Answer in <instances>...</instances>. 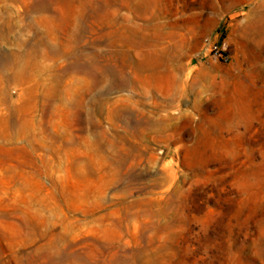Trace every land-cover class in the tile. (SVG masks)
Returning <instances> with one entry per match:
<instances>
[{
  "label": "rangeland",
  "instance_id": "1",
  "mask_svg": "<svg viewBox=\"0 0 264 264\" xmlns=\"http://www.w3.org/2000/svg\"><path fill=\"white\" fill-rule=\"evenodd\" d=\"M0 264H264V0H0Z\"/></svg>",
  "mask_w": 264,
  "mask_h": 264
},
{
  "label": "bare ground",
  "instance_id": "2",
  "mask_svg": "<svg viewBox=\"0 0 264 264\" xmlns=\"http://www.w3.org/2000/svg\"><path fill=\"white\" fill-rule=\"evenodd\" d=\"M261 3H263V2H261ZM259 5H260V4H259ZM259 5H258V6H259ZM261 6H262V5H261ZM241 105L245 106L244 102H242ZM226 115H227L226 113H223V114H222V117H221V120H218V121H211V123H213V124H215V125H216V124H220V122L225 121V119H226ZM201 127H202V126H201Z\"/></svg>",
  "mask_w": 264,
  "mask_h": 264
},
{
  "label": "built area",
  "instance_id": "3",
  "mask_svg": "<svg viewBox=\"0 0 264 264\" xmlns=\"http://www.w3.org/2000/svg\"><path fill=\"white\" fill-rule=\"evenodd\" d=\"M212 51H215L216 53H218L219 51H218V47L217 46H213L212 47Z\"/></svg>",
  "mask_w": 264,
  "mask_h": 264
}]
</instances>
